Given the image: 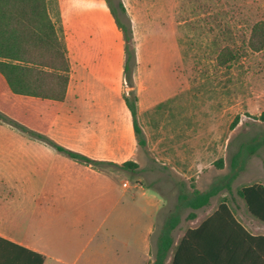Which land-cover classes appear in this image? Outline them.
Wrapping results in <instances>:
<instances>
[{
	"label": "rangeland",
	"instance_id": "374dc122",
	"mask_svg": "<svg viewBox=\"0 0 264 264\" xmlns=\"http://www.w3.org/2000/svg\"><path fill=\"white\" fill-rule=\"evenodd\" d=\"M120 2L126 8V15L119 11L120 20L131 21L135 41L137 122L146 143L138 146L139 170L130 172V185L148 194L132 189L128 196L131 240H142L143 226L161 196L151 236L155 258L157 239L172 214L180 216L175 246L224 201L241 222L248 220L238 191L259 180L251 175L253 166L264 167V144L251 152L264 139L259 119L264 113V47L254 52L247 43L252 29L264 24V0H53L51 16L69 51L71 90L81 84L96 90L114 75L115 93L124 97L131 92L123 71L124 35L109 8ZM227 46L240 59L220 67L216 57ZM54 112L48 102L12 95L0 75L4 119L30 132L43 131ZM228 183L231 192L224 189L200 210L179 201L194 189L206 192Z\"/></svg>",
	"mask_w": 264,
	"mask_h": 264
},
{
	"label": "crops",
	"instance_id": "0c3cea01",
	"mask_svg": "<svg viewBox=\"0 0 264 264\" xmlns=\"http://www.w3.org/2000/svg\"><path fill=\"white\" fill-rule=\"evenodd\" d=\"M71 74L64 102L42 100L55 107L49 126L30 130L99 164L76 161L0 121V237L43 255L44 264L153 262L151 236L162 197L152 193L160 197L159 206L143 226L142 240L132 241L128 196L132 189L148 194L130 185V171L119 167L138 163L132 114L115 93L114 75L96 90L84 84L71 90ZM254 174L259 180L253 185L264 186V167L253 166ZM248 215L246 222L235 217L256 239L248 256L234 263L264 264V223Z\"/></svg>",
	"mask_w": 264,
	"mask_h": 264
},
{
	"label": "trees",
	"instance_id": "16d2710c",
	"mask_svg": "<svg viewBox=\"0 0 264 264\" xmlns=\"http://www.w3.org/2000/svg\"><path fill=\"white\" fill-rule=\"evenodd\" d=\"M52 2L53 0H0V75L14 95L62 103L69 86L71 62L66 41L51 16ZM109 8L125 41L124 78L132 90L124 99L133 117L137 144L139 147L145 146L142 130L137 122V55L131 21L128 20L126 25L120 20L119 11L126 15L122 2L117 7L109 3ZM247 45L254 52L263 49V23L252 29ZM239 59V52L232 46L219 50L216 57L220 67H229ZM259 119L264 122V113ZM0 121L53 146L76 161L99 164L58 145L44 135L30 132L4 119L1 114ZM237 122L238 120L233 126ZM261 144H264V139L251 152H255ZM217 164L222 167L223 163L220 161ZM119 167L136 172L139 164L128 161ZM224 189L232 191L229 183L225 187L213 186L206 192L194 189L191 195L179 196V201L185 208L197 211L209 206L212 198ZM238 195L244 200L248 212L264 223V186L255 184L244 187L238 191ZM189 218L195 220L196 213H191ZM179 224L178 213L168 217L157 239L155 261L152 264H167L170 256V264H235L234 261L241 254L248 256L250 242L256 239L237 220L226 201L199 226L188 229L175 246L173 233ZM44 263L43 255L0 237V264Z\"/></svg>",
	"mask_w": 264,
	"mask_h": 264
},
{
	"label": "built area",
	"instance_id": "2783aa9c",
	"mask_svg": "<svg viewBox=\"0 0 264 264\" xmlns=\"http://www.w3.org/2000/svg\"><path fill=\"white\" fill-rule=\"evenodd\" d=\"M128 186V184L127 183H124V187H127Z\"/></svg>",
	"mask_w": 264,
	"mask_h": 264
}]
</instances>
